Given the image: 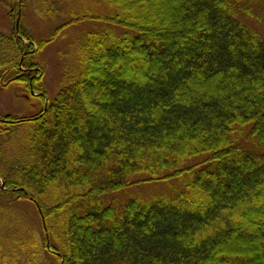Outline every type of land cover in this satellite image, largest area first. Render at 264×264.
<instances>
[{
  "label": "trees",
  "instance_id": "trees-1",
  "mask_svg": "<svg viewBox=\"0 0 264 264\" xmlns=\"http://www.w3.org/2000/svg\"><path fill=\"white\" fill-rule=\"evenodd\" d=\"M33 2L61 24L0 32L43 101L0 117V264H264V0Z\"/></svg>",
  "mask_w": 264,
  "mask_h": 264
},
{
  "label": "rangeland",
  "instance_id": "rangeland-1",
  "mask_svg": "<svg viewBox=\"0 0 264 264\" xmlns=\"http://www.w3.org/2000/svg\"><path fill=\"white\" fill-rule=\"evenodd\" d=\"M34 0H27L24 2V6L21 8V17H17L14 14L15 4L10 0H0V32L5 36H10L12 29L17 21L18 27L21 26L23 30L33 33L36 38H47L50 32L59 26V23L54 22L52 19H48L45 22L38 15L35 10ZM64 8V7H63ZM80 29L72 28L67 32L68 38L61 40L59 37L57 41L50 44L45 51L40 55V62L42 64L41 78L43 80V87L47 92V102H52L62 88V61L58 55L60 52L65 53V46H67L68 40H73V36L79 34ZM65 42V43H64ZM6 78L1 81L0 73V117L2 116H23L26 118L35 117L43 108V101L39 94L30 92L26 87L17 83L7 84ZM160 186H156L159 189ZM133 192L138 190L132 189ZM27 209V205H24ZM35 217L39 220L37 214L33 212ZM7 223V222H6ZM5 223V224H6ZM45 234L43 227L40 228V235Z\"/></svg>",
  "mask_w": 264,
  "mask_h": 264
},
{
  "label": "water",
  "instance_id": "water-1",
  "mask_svg": "<svg viewBox=\"0 0 264 264\" xmlns=\"http://www.w3.org/2000/svg\"><path fill=\"white\" fill-rule=\"evenodd\" d=\"M1 188H2V189H6V188L4 187V184H3V183H2V185H1Z\"/></svg>",
  "mask_w": 264,
  "mask_h": 264
}]
</instances>
